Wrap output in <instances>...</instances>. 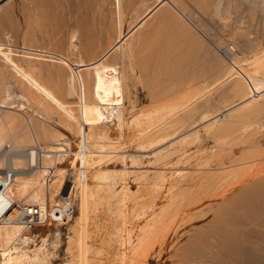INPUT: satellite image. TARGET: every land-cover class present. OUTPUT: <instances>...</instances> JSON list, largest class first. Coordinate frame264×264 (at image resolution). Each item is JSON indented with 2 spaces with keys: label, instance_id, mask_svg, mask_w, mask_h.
<instances>
[{
  "label": "rangeland",
  "instance_id": "rangeland-1",
  "mask_svg": "<svg viewBox=\"0 0 264 264\" xmlns=\"http://www.w3.org/2000/svg\"><path fill=\"white\" fill-rule=\"evenodd\" d=\"M219 1L167 0L127 39L121 125L97 115L93 69L82 71L84 98L77 65L64 59L97 60L157 0H123L122 18L115 0H9L0 7V101L11 92L13 109L5 114L22 135L19 146L0 148V173L44 181V190L61 185L48 209L70 192L76 208L66 222L55 216L31 227L21 210L20 253L34 256L45 245L44 264H78L88 246L91 264H121L128 239L179 192L185 202L164 218L138 264H181L193 250V259L203 257L195 264H264V212L245 210L264 201L255 174L264 165V8L261 0ZM39 145L62 151L47 162L38 155L32 165L28 153ZM98 172L108 180H96ZM14 200L28 206L17 194Z\"/></svg>",
  "mask_w": 264,
  "mask_h": 264
},
{
  "label": "bare ground",
  "instance_id": "bare-ground-1",
  "mask_svg": "<svg viewBox=\"0 0 264 264\" xmlns=\"http://www.w3.org/2000/svg\"><path fill=\"white\" fill-rule=\"evenodd\" d=\"M1 1H3V3L0 5V7L9 2V0H1ZM157 1H158V3L155 4L154 7H152L149 11H147V13L140 20L138 19L139 21L137 20L138 21L137 23L135 22V24H133V26H131V28L129 27L130 29H128V32L126 31L127 32L126 34H122V33L119 34V37H118L117 41L110 48L105 50L104 53H102V55L97 60L89 62V63H81V62L80 63H71L69 60L64 59L65 63L70 64L72 67H73V64H74V66L77 65V69H78V73L77 74H79V77H77V78H78L80 84H82V90H83L84 98H85V95H86V93H85L86 92L85 91L86 90L85 89L86 85L85 84H86L87 81H85L84 76L82 75V71H83V69H88V68L93 69V72H94V76H92L93 80L91 81L92 78L90 79V82L92 84L90 82L89 83H90V85H92V89L91 90H92V93H93L92 94L93 97L95 99H97L96 100L97 102H99V110L97 111V115L105 123H108L110 120H114V119H110V116H113L114 118H116L119 125L124 123V119H125L124 115L125 114H124V109H123L122 105L120 104L121 103L120 100L122 99L120 96L123 93L122 92V90H123V80L125 78V73H124L125 71L124 70L126 68V60H128L129 56L127 55V52H126L127 50L125 51L123 49V47H124V44L127 41V39L131 35H133V33L145 23V21L154 13V11L161 4L163 5V3L167 2V0H157ZM169 2H172V1H169ZM219 2H220V4H222V0L219 1ZM261 2H262L261 3L262 7L264 8V0H261ZM115 3L117 5V7H118V11H117V12H119L118 16H119V18H122V16L124 15V12H125L123 0H115ZM254 3H256V5H259L258 0H255ZM219 6L220 5H217V9H218ZM215 8H216V6H215ZM218 10H219L218 12L221 11V6H220V8ZM119 18H118V21H119ZM117 50H119V54L112 56L113 53H115V51H117ZM112 57H113V59L119 57V59H120L119 62L117 64L116 63L115 64L109 63L110 58L112 59ZM257 60H259V58ZM256 67H259V66L256 65ZM260 67L264 68V58L260 60ZM257 72L258 71L255 72L256 75L259 73V72L258 73ZM263 72H264V70H263ZM73 76H74V74L72 75L71 79L73 78ZM88 77H91V76H88ZM75 78H73L71 80V82L69 81V83H71L69 91L70 90H74V88H75L74 82H72V81H75L74 80ZM88 81H89V79H88ZM89 83H88V85H89ZM10 93L11 92L8 91L7 96L2 101H0V148L1 147H7V146L13 147L15 145L19 146L20 145V136H22L20 134L19 130H14V129L10 128V126H9V123H10L9 116H7V114H5V110L13 109V105H12V102L10 100V99H12ZM21 104H22V106H24V103H21ZM26 119H27V117H26ZM29 124H30V121H29ZM30 128H31V126H30ZM32 134H34V133H32ZM106 136H107V133H106ZM98 139H102V138H98ZM92 145L94 146L95 144H92ZM52 148H53L52 150H47L43 146L39 145L38 147H36L35 151L33 149V151H30V153H28V155H29V160H28L29 163L32 164V165H37L38 166V164H39L38 155L42 156L44 161L46 160L45 162H47V159L49 161V158L52 157L55 154V153L52 154V152L62 151L61 150L62 147H60V146H52ZM63 154H65V153H63ZM63 154L61 153L60 155H63ZM44 161H43V163H44ZM87 163H88V161H87ZM17 165H18V163L16 162V166ZM41 168H43V167L41 166ZM17 169H18V167H17ZM36 169L37 170H35V172L33 173L35 175H37L39 173V171H40L38 169V167H36ZM19 170L20 169H18V172H19ZM44 170L45 169H43V171ZM254 170H255V168H254ZM57 171H60V175L61 176L63 175L64 171L60 167L57 168ZM256 171L257 172L255 174L259 175V179L258 180H263L264 181V165H262L260 167H257ZM9 173L11 175L10 180L8 179ZM253 173L254 172H252V174ZM35 175H33V176H35ZM109 176L110 175H108L107 172H98L96 177H95V179L98 180V181H103V180L106 181L107 177H109ZM13 181H15V182H13ZM43 182H41V181L34 182V181L24 177V176H22L20 178L18 175H16V177L14 178V173L11 172V171L7 172V173H4V174L0 173V255H1L0 256L1 257L0 264H44L47 261L48 253L45 250V248H46L45 245H42L38 249V251H36L34 253V256L29 255L27 253H20L21 252V250H20L21 248L18 245H16V241L22 236V233H23L25 225H26V224H24L25 222L23 223V222H21V221L19 222L17 220V217L19 216L21 210H24V212L26 213V217H27V216H30L29 214L35 212V209L37 208L38 209L37 211L39 213L41 221H44V220H46V218H47V216L49 214H52L54 216V218H56L55 216H57L58 219H59V217L62 216L63 213L67 209V204L64 202V200L66 201L67 197H63L64 200L61 203V205L62 204L63 205H62V207H60L61 208L60 210H59V207L58 208H54V209L52 207L51 210L48 209V205L50 204L49 203L50 200L52 199V200L57 201V197L61 196L62 188H61V185H60V188L58 189L57 186H55L53 184H50V185L48 184L49 186L46 188V186H47L46 185L45 186V190H44ZM98 186H99V184H98ZM99 188H100V186H99ZM99 188H97V190L94 193L95 197H97V193H98V189ZM172 189H171V191H172ZM15 194H17L19 197L25 198L26 201H28V203H27L28 206L25 207V205H23L22 203H17L14 200V195ZM188 201H189V199H188ZM184 202H185L184 196H180L179 192H173L170 195V197H169V205H168V207L165 208L164 210H162L160 214H158L156 216H153L141 228V232L136 236V239H132V238L128 239L129 248H128V251L124 252L121 264H138L139 257L141 256V259H142L146 255L145 252H146V250L148 249V247L150 245L149 244V240L151 239L152 234L154 235V233L160 228V225L162 224V222L164 221V218L166 216H170V215L176 213L177 207H175V206L177 204L181 205ZM197 202L198 201H196V203ZM253 203L255 205V202H253ZM263 203H264V201H261L260 202V206H257V207H254L252 204H250V205L247 204L246 206L248 208L245 209V210H248V211H251V212H254V211H257V210L264 212ZM244 208H246V207H244ZM148 209H150V208H148ZM58 211H60V213ZM250 213H248V214H250ZM240 214H242V213H240ZM260 215H261V213H260ZM86 217H87V215L85 213H83L76 220L77 223L78 224L84 223L83 221H85ZM173 219H175V218L173 217ZM26 221L29 223L28 218L26 219ZM249 222L251 223L252 219ZM256 224L251 223V226H253V225L256 226ZM225 225H223V226H225ZM244 225H245V223H244ZM238 226H239V224H238ZM229 227L230 226L228 225V227L226 229L224 228L222 230L224 234H225V230L229 231ZM249 230H250V228H249ZM232 231H233V229H232ZM253 231H252V233H253ZM236 232H238V231H236ZM214 233H215V231H214ZM230 234H232V233H230ZM263 234H264V232H263ZM244 235H245V233H244ZM250 235H252V234H250ZM226 236H228V235H226ZM79 237H80L79 238V244H80V247L82 248L83 246L87 245L86 242H85L86 233L84 232V230H80ZM238 237L240 238L239 235H238ZM238 237H234V238H238ZM156 238L154 240H156ZM245 239H247V237ZM205 240H207V239H205ZM243 240H241V241H243ZM194 241H195V239H194ZM214 241H216V240H214ZM219 241H221V240H219ZM245 242H247V241H245ZM248 242H247V244H248ZM151 243H152V241H151ZM195 243H197V241ZM154 244H155V242H154ZM228 245H231V244L228 243ZM235 245H237V244H235ZM216 246H218V243H217ZM233 246L234 245L232 244V247ZM86 247L87 248H85L83 251H81V249H80V262L78 264H91L89 256H84V254H83V253L91 251L90 247H88V246H86ZM209 247L211 248V246H209ZM209 247L207 246L206 248L208 249ZM232 247H231V250H232ZM196 250L197 249H195V251ZM190 251H192V250H190ZM193 251H192V253H193ZM233 251H234L233 254L236 255V253H235L236 250H233ZM228 252H229V249H228ZM192 253L188 254V256L184 255L185 257L184 258L182 257L183 259L180 260V261H182L181 264H195V262H202L203 261V257L200 256L198 253H197L198 255L196 254L197 255V257H195L196 259L195 258L193 259L192 256H191V255H193ZM237 253H238V251H237ZM188 257H191V259H189ZM238 258H239V256H238ZM230 260H231V258H230ZM247 260H248V258H247Z\"/></svg>",
  "mask_w": 264,
  "mask_h": 264
},
{
  "label": "built area",
  "instance_id": "built-area-1",
  "mask_svg": "<svg viewBox=\"0 0 264 264\" xmlns=\"http://www.w3.org/2000/svg\"><path fill=\"white\" fill-rule=\"evenodd\" d=\"M1 1V0H0ZM74 172V170H73ZM75 173V172H74ZM72 175H68L67 177V182H72V186L70 188V191L73 189V180H74V176L71 177ZM11 178V175L9 173V176H8V179L10 180ZM67 199L66 201L64 200V202L67 204V209L66 211L63 213L62 216L59 217V220L60 221H63V222H66L68 221L71 217H73V215L75 214V211H76V208H75V200H74V197L71 195V192L66 196ZM63 205V204H62ZM62 205L59 206V210L61 209L60 207H62ZM38 209L36 208L35 209V212L29 214L30 216H27L26 219L28 218L29 220V226H33V225H38V224H42L44 223L45 221H47L48 219H54V220H58V219H55L54 216L52 214H49L46 218V220L44 221H41L40 219V216H39V213L37 211ZM60 213V211H58Z\"/></svg>",
  "mask_w": 264,
  "mask_h": 264
}]
</instances>
